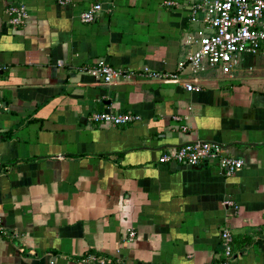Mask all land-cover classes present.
Returning a JSON list of instances; mask_svg holds the SVG:
<instances>
[{"label":"crops","instance_id":"obj_1","mask_svg":"<svg viewBox=\"0 0 264 264\" xmlns=\"http://www.w3.org/2000/svg\"><path fill=\"white\" fill-rule=\"evenodd\" d=\"M164 1L0 0V264H81L86 255L217 264L224 230L233 238L228 264H264V43L231 76L185 65L182 78L199 92L142 78L146 69L179 73L203 29L184 0ZM95 4L103 9L95 21L80 22ZM19 6L23 25L7 13ZM99 59L134 74L105 84L82 71ZM101 112L140 120H88ZM194 141L244 166L227 175L214 161L159 164Z\"/></svg>","mask_w":264,"mask_h":264},{"label":"built area","instance_id":"obj_2","mask_svg":"<svg viewBox=\"0 0 264 264\" xmlns=\"http://www.w3.org/2000/svg\"><path fill=\"white\" fill-rule=\"evenodd\" d=\"M59 5H68L71 0H56ZM190 11V22L203 25L195 35L196 48L188 53L186 62L179 63V73L166 74L144 70L138 76L145 79L166 80L184 87L187 92H199L193 80L182 78V71L188 65L194 73L202 72L208 68L219 69L225 75H232L233 68L239 63L243 55H256L261 52L264 43V0H184ZM166 7H178V3L165 0ZM100 4L92 5L88 10L79 15V21L85 24L95 21L102 12ZM10 22L15 25H23L27 19L25 7H10L7 11ZM202 15V19L199 18ZM204 27L209 32L204 31ZM193 40L187 41L191 45ZM94 78L102 79L105 84H115L131 79L134 73L111 66L105 60L99 59L90 67L82 69ZM2 67H0V73ZM180 120L179 117H174ZM88 120L102 126H125L137 122L140 117L131 113L101 112L93 113ZM183 132L188 131L186 126L181 127ZM222 148L214 143L194 141L162 155L159 164H177L184 167L195 168L212 161L227 175L235 174L242 169L244 163L232 156H223ZM226 205H231L226 202ZM0 230L2 227L0 225ZM135 236L129 232V239ZM222 252L217 264H228L233 258V238L228 230L220 235ZM81 264H113L106 258H98L94 255H86L80 261Z\"/></svg>","mask_w":264,"mask_h":264}]
</instances>
